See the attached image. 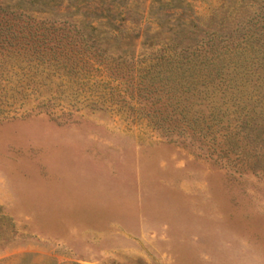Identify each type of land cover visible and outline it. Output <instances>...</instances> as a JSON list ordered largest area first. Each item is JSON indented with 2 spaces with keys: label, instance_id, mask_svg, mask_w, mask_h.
<instances>
[{
  "label": "rangeland",
  "instance_id": "obj_1",
  "mask_svg": "<svg viewBox=\"0 0 264 264\" xmlns=\"http://www.w3.org/2000/svg\"><path fill=\"white\" fill-rule=\"evenodd\" d=\"M129 5L110 19L120 38L100 48L80 32L87 11L71 9L36 19L29 42L43 55L0 63V264H264V138L229 141L230 101L213 120L208 102L186 94L208 123L196 134L169 127L155 88L184 90L188 79L138 78L176 26L193 32L182 46L225 52L249 22L264 23V0ZM222 57L231 70L234 54ZM246 77L215 90H264Z\"/></svg>",
  "mask_w": 264,
  "mask_h": 264
},
{
  "label": "trees",
  "instance_id": "obj_2",
  "mask_svg": "<svg viewBox=\"0 0 264 264\" xmlns=\"http://www.w3.org/2000/svg\"><path fill=\"white\" fill-rule=\"evenodd\" d=\"M117 1H120L121 4ZM73 3H76L75 6ZM129 4L130 0H112V4H107L106 0H0V63L15 56L43 55L41 51H45V48H42L43 45L40 42H29L38 37L36 36L37 29L34 28L38 24L36 19L56 12L67 16L73 15L70 14L71 9L87 11L82 14L84 18L82 17L78 22L82 25L80 32L85 39L92 41L93 45L100 48L102 45L110 43L112 39L120 38L121 28L111 24L110 19L113 15L126 14ZM92 11L98 14H96V18L89 19L86 14H90ZM104 12H107L108 15ZM104 20L108 21L105 23ZM107 25L112 26L105 28ZM190 33L193 34L190 25L176 26L156 50L159 55H155L144 68L139 70L138 78L142 77L141 72L145 71L150 79L161 78L163 74L167 75L166 78L179 76L182 81L188 79L186 83H182L184 90H164V87H167L166 84L160 86V90H157L158 87H156L154 93L158 91L164 94L166 101H162L160 108H156L155 111L163 109L165 113L167 112V116L171 119L169 127H175L178 123L183 122V126L188 131L196 134L203 131L200 129V124L208 122L204 114H200L198 109H193L186 102L187 97H197L201 100L200 104L208 102L207 108L210 111L208 117H212L213 120L215 118L222 120L225 109L229 110L228 107H225L230 101V107L234 108L233 112L237 123L233 133L228 136L229 141L238 136L245 139L261 138L263 140L264 90H215V87L221 83L225 84L231 73L233 77L229 78L226 84V88L230 89L236 86V84L231 85L235 77L244 78L247 76L246 81H248V79L257 76L256 79L259 81L264 80V23L249 22L247 31L243 33L241 39L225 52L221 48L226 46H220L213 42L211 44L201 43L194 49L182 46L181 41ZM141 45L143 44L141 43ZM225 53H228L229 56L234 54L236 59V62L231 64L233 66L231 70L230 65L227 66L224 63L225 58L222 56ZM241 60L248 63L243 70L237 67L238 61ZM206 69H208L211 79L208 82H202L199 71ZM117 79L124 81L123 78ZM216 80L218 83L213 84ZM152 86L151 83L145 89ZM200 86H204V89L201 90ZM185 94L187 97L183 101L181 97ZM153 97H158L159 101L162 100L161 96H157V93ZM188 115L190 118L187 117ZM237 127L238 130H236ZM222 137H227V134ZM5 220L6 217L0 208V240H3L6 232Z\"/></svg>",
  "mask_w": 264,
  "mask_h": 264
}]
</instances>
